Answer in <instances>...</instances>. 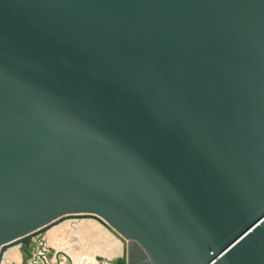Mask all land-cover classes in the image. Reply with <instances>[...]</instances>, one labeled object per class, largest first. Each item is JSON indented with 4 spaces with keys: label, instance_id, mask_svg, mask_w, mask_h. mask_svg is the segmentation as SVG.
I'll return each instance as SVG.
<instances>
[{
    "label": "water",
    "instance_id": "1",
    "mask_svg": "<svg viewBox=\"0 0 264 264\" xmlns=\"http://www.w3.org/2000/svg\"><path fill=\"white\" fill-rule=\"evenodd\" d=\"M76 214L116 264H264V0H0V264Z\"/></svg>",
    "mask_w": 264,
    "mask_h": 264
},
{
    "label": "bare ground",
    "instance_id": "2",
    "mask_svg": "<svg viewBox=\"0 0 264 264\" xmlns=\"http://www.w3.org/2000/svg\"><path fill=\"white\" fill-rule=\"evenodd\" d=\"M48 254L35 264L57 261L56 251L64 249L71 256V264H116L123 242L113 234L100 219L86 214H76L62 218L47 228L44 234ZM37 242L33 237L29 244ZM36 252L27 248V243L20 242L8 248L3 264H31ZM61 264H70L62 256Z\"/></svg>",
    "mask_w": 264,
    "mask_h": 264
},
{
    "label": "flooded vegetation",
    "instance_id": "3",
    "mask_svg": "<svg viewBox=\"0 0 264 264\" xmlns=\"http://www.w3.org/2000/svg\"><path fill=\"white\" fill-rule=\"evenodd\" d=\"M127 264H152L147 252L134 240L127 241Z\"/></svg>",
    "mask_w": 264,
    "mask_h": 264
}]
</instances>
